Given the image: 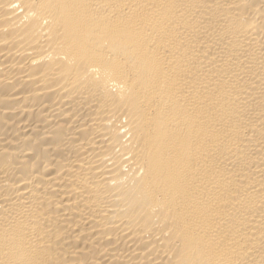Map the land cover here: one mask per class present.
<instances>
[{
	"label": "bare ground",
	"instance_id": "bare-ground-1",
	"mask_svg": "<svg viewBox=\"0 0 264 264\" xmlns=\"http://www.w3.org/2000/svg\"><path fill=\"white\" fill-rule=\"evenodd\" d=\"M0 264H264V0H0Z\"/></svg>",
	"mask_w": 264,
	"mask_h": 264
}]
</instances>
